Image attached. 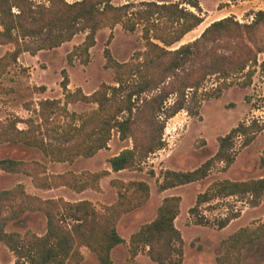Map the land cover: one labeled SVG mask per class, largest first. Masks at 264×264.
I'll return each instance as SVG.
<instances>
[{"label": "trees", "instance_id": "16d2710c", "mask_svg": "<svg viewBox=\"0 0 264 264\" xmlns=\"http://www.w3.org/2000/svg\"><path fill=\"white\" fill-rule=\"evenodd\" d=\"M202 12L200 0H77L72 3L53 0L50 6L36 5L30 0H0V45H15L13 51L0 59V75L17 63L23 53L35 56L42 50L59 48L80 33L86 37L68 54L71 65L76 59L85 65L90 62L97 34L105 28L114 29L121 25L128 32L141 28L145 42V50L137 52L127 62L118 61L107 46L104 51L106 68L112 70L114 84L102 83L91 94L85 93L81 87L73 91L69 73L64 70L61 83L64 99H43L36 109L37 118L15 120L0 128V144L37 148L49 162L69 164H74L81 157L93 158L108 149L113 131L117 130L122 140L130 139L134 145L108 160L111 170L54 173L49 171L46 163L12 158L1 159L0 169L27 175L39 189L68 187L78 193L88 189L101 191L102 179L112 171L134 169L139 160H145L162 149L166 121L190 109L184 99L166 105L170 93L161 92L147 98L148 93L158 89L150 70L161 63L166 65L167 71L178 70L191 64L202 47L211 42L237 35L249 36L253 40L264 31V10H259L252 13L254 19L251 23L242 24L234 16L226 17L212 23L199 38L173 49L204 22ZM259 54H264V46L251 54L226 55L219 63L211 65L190 86L194 88L193 99L197 108L191 114L200 116L202 103L197 99L198 92L209 76H216L219 83L214 91L206 93L203 100L221 98L225 90L235 85L228 81L231 76L245 75L246 79L240 86H251ZM261 66L264 68V62ZM38 88L40 93L47 90L46 86ZM79 102L96 104L97 108L80 113L71 111L70 105ZM139 110L149 111L156 117L165 116L158 130L139 137L135 129ZM21 122L26 124L25 128L18 127ZM262 130L264 126L255 121L251 125L241 123L219 138L217 153L202 166L190 171L167 170L159 190L164 192L203 180L218 161L231 166L236 159V138L244 136V145L247 146ZM112 185L118 189L119 198L114 204L105 206L103 211L89 200L44 199L27 192L24 184L0 191V244H5L16 256L13 264H81L84 260L83 246L97 255L100 264H114V248L125 243L118 224L123 216L149 201L151 188L144 181L126 183L115 179ZM231 196H251L252 204L259 205L264 199V177L246 181L223 180L199 194L195 206L190 209L196 218L195 223L209 225V220L201 215V206L216 198ZM181 203L180 196L164 199L157 217L132 235L129 242L131 258L146 251L158 264H183L185 241L175 223L181 212ZM30 213L46 216L47 230L44 234L32 230L25 233L8 230L11 222ZM237 216H227L218 227H227ZM261 240L264 241V222L257 227L241 228L222 240L223 253L217 258V264H242L243 251Z\"/></svg>", "mask_w": 264, "mask_h": 264}, {"label": "rangeland", "instance_id": "374dc122", "mask_svg": "<svg viewBox=\"0 0 264 264\" xmlns=\"http://www.w3.org/2000/svg\"><path fill=\"white\" fill-rule=\"evenodd\" d=\"M36 5L50 6L53 0H30ZM37 1H42L38 4ZM70 3L77 0H68ZM204 22L194 31L185 36L181 43H190L199 38L202 33L215 21L234 16L242 24L251 23L254 11L264 10V0H200ZM17 12V9H14ZM1 24V18H0ZM86 34L76 35L72 41L66 42L59 48L42 50L37 55L25 52L17 63L8 67L0 75V128L10 125L15 120L37 118L36 109L43 99H64L61 87L63 71L70 76V89L81 87L85 93L91 94L102 83L114 84L113 72L106 68L104 51L107 46L112 55L120 62L131 61L137 52L145 50L142 30L128 32L121 25L114 29L105 28L98 32L97 43L91 50V60L82 64L76 59L74 64L68 62V54L78 44H81ZM30 44L32 43L29 42ZM264 46V31L254 36L237 35L203 46L195 60L186 67L175 71H167L166 65H155L149 72L156 82L158 89L146 95L150 98L159 93H170L166 105L170 106L178 99L185 101L190 111L183 110L165 123L163 131L164 147L151 154L145 160H139L134 169L114 172L103 178L101 191L93 189L78 193L68 187L52 190H38L30 177L23 173H9L0 169V191L12 189L24 184L27 192L42 197L64 198L67 201L78 202L89 200L99 211L105 206L114 204L119 198L118 189L112 185V180L126 183L144 181L150 185L151 196L142 207L126 214L118 224V231L125 239V243L118 245L112 252L114 264H158L150 259L147 252L131 258L129 242L132 235L142 225L153 221L158 209L166 197L180 196L182 198L181 212L175 223L182 232L185 241L183 264H217V258L223 253L222 240L244 227H257L264 222V199L259 205L252 204V197L239 198L236 196L219 197L205 203L200 208L201 215L206 217L209 225H197L195 217L190 213L197 202L199 194L212 189L223 180L246 181L264 177V130L258 132L254 141L245 146L244 136L235 140V162L227 166L225 162H216L209 175L198 182L168 189L159 190L167 170L190 171L202 166L212 158L219 149V138L229 134L241 123L251 125L254 121L264 126V54L258 55V64L253 83L249 87H242L240 83L246 79L245 75L231 76L228 81L234 86L224 91L221 98L203 100L206 93H211L217 87L216 76H209L198 92L201 101L200 116H193L196 110L193 99L194 88H190L207 69L219 63L222 57L238 54H251L258 47ZM15 49L14 44L0 45V59L7 52ZM226 64V63H225ZM230 65V62L227 63ZM46 86L47 90L40 93L38 87ZM141 104V101L139 102ZM97 108L96 104L79 102L70 105L71 111L86 112ZM164 115L152 116L149 111L139 110L136 115L135 129L139 137L158 130L164 121ZM19 128H25V123H19ZM49 139L50 137L47 136ZM55 143L53 140H48ZM108 149L102 150L93 158H79L74 164L52 163L37 148L23 144H0V160L12 158L26 161H40L46 163L50 172L65 171L81 172L84 170L99 171L110 167L108 160L112 155L120 153L126 148L133 147L132 140H122L117 130L113 131V138ZM238 215L227 227L220 229L218 224L227 216ZM9 231L25 233L32 230L37 234H44L47 230V218L42 213H30L23 219L13 221L8 226ZM84 260L81 264H100L98 257L88 247H81ZM16 260L14 253L5 245L0 244V264H13ZM242 264H264V241L248 246L243 251Z\"/></svg>", "mask_w": 264, "mask_h": 264}, {"label": "crops", "instance_id": "0c3cea01", "mask_svg": "<svg viewBox=\"0 0 264 264\" xmlns=\"http://www.w3.org/2000/svg\"><path fill=\"white\" fill-rule=\"evenodd\" d=\"M110 145H111V144H110ZM98 154H99V153H98ZM98 154H97V155H98ZM118 154H119V153H118ZM115 155H117V154H115ZM115 155H112L111 157H113V156H115ZM111 157H110V158H111ZM108 170H111V168L108 167ZM112 173H114V172L112 171ZM37 189H38V190H42V189H39V188H37ZM43 191H45V190H43ZM46 191H47V190H46Z\"/></svg>", "mask_w": 264, "mask_h": 264}, {"label": "built area", "instance_id": "2783aa9c", "mask_svg": "<svg viewBox=\"0 0 264 264\" xmlns=\"http://www.w3.org/2000/svg\"><path fill=\"white\" fill-rule=\"evenodd\" d=\"M38 4H42L43 2L42 1H37Z\"/></svg>", "mask_w": 264, "mask_h": 264}]
</instances>
